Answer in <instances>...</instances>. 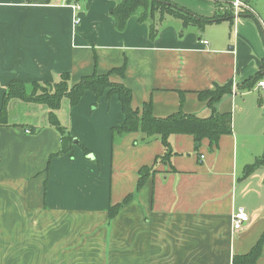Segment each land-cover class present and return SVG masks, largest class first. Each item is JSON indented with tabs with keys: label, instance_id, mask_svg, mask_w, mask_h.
<instances>
[{
	"label": "crops",
	"instance_id": "obj_1",
	"mask_svg": "<svg viewBox=\"0 0 264 264\" xmlns=\"http://www.w3.org/2000/svg\"><path fill=\"white\" fill-rule=\"evenodd\" d=\"M170 1L203 17L227 3ZM244 1L252 12L202 27L165 16L151 38L149 21L135 14L116 28L117 0H71L75 8L0 0V108L12 79L30 85L68 73L75 83L124 66L109 78L130 89L134 108L149 102L156 117L206 118L212 109L198 92L232 83L214 104L231 113V132L214 148L172 134L175 153L155 163L139 190L138 169L164 146L141 132L112 133L124 118L117 95L87 90L76 105L62 100L56 115L75 138L71 155L57 154L61 136L44 105L11 100L10 125H0V264H231L254 246L264 232V165L247 175L244 168L264 149V88L242 85L264 68V0ZM17 110L24 114L13 119ZM127 194L109 219V206ZM238 207L250 220L233 230ZM256 264H264V244Z\"/></svg>",
	"mask_w": 264,
	"mask_h": 264
},
{
	"label": "trees",
	"instance_id": "obj_2",
	"mask_svg": "<svg viewBox=\"0 0 264 264\" xmlns=\"http://www.w3.org/2000/svg\"><path fill=\"white\" fill-rule=\"evenodd\" d=\"M134 14L142 22L149 21V36L154 38L159 28V25L157 26V22L159 23L158 19H162L165 16L178 18L185 26L196 25L202 27L208 23L219 21L222 18L231 17L232 6L231 0H227L226 8L222 13L220 12L213 17L200 16L170 0H117L115 6L111 9V15L118 30H123L128 18ZM113 72L123 75L124 66L102 74L94 71L83 75L75 83L70 82V75L68 73H62L53 82H33L30 85H26L18 79H12L7 84L3 95L0 108V125H10L8 120V104L11 100L15 99L22 102L44 105L48 109L47 123L55 128L61 136V148L57 154L70 152L71 155V146L75 138L69 134L56 115V111L60 108L62 100L66 99L69 106H73L79 102L82 94L87 90L92 91L96 98H99L105 91L109 95L115 94L119 99L124 118L122 122L111 128L112 133L141 132L145 135L144 139L159 137L164 146V153L161 156H157L151 166L142 165L138 169L136 190H139L146 179L154 172V166L157 161H169L170 157L175 153L171 148L169 139L172 134L192 135L197 144H200L201 140L206 138L209 142V147L214 148L222 134L231 132V113L216 112L214 109V104L224 94L231 92V81L221 85L215 84L210 89L198 92L199 98L205 100L212 109L211 115L206 118L185 114L181 111H177L166 117H156L152 114L149 102L144 103L141 108H134L132 106L130 89L120 82L111 81L109 75ZM263 75L264 68H261L258 73L244 82L242 87L249 88L253 86L261 80ZM24 127H28V125L26 124ZM30 127L31 131L35 130L34 126ZM84 150L87 151L85 148ZM259 165H264V149L260 157L245 166L244 175L249 174ZM132 197L133 194H127L121 202L109 206V219L113 218L118 210ZM263 244L264 232L248 252L233 254L231 264H256Z\"/></svg>",
	"mask_w": 264,
	"mask_h": 264
},
{
	"label": "built area",
	"instance_id": "obj_3",
	"mask_svg": "<svg viewBox=\"0 0 264 264\" xmlns=\"http://www.w3.org/2000/svg\"><path fill=\"white\" fill-rule=\"evenodd\" d=\"M66 3H70L72 7H77L76 3L67 1V0H61ZM231 6H232V15L234 18H237L242 14L243 11H251L252 9L248 3H246L244 0H232L231 1ZM203 43H207L206 40H203ZM256 87H261L264 88V80H259L256 83ZM29 132V130H27ZM250 220V216L248 213L244 210L243 207H238L233 215H232V229L233 230H240L244 225H246Z\"/></svg>",
	"mask_w": 264,
	"mask_h": 264
},
{
	"label": "rangeland",
	"instance_id": "obj_4",
	"mask_svg": "<svg viewBox=\"0 0 264 264\" xmlns=\"http://www.w3.org/2000/svg\"><path fill=\"white\" fill-rule=\"evenodd\" d=\"M159 25V23L157 22V26ZM156 26V27H157ZM24 114V111H22V110H17V111H15V112H13V114H12V117H13V119H18V118H21L22 117V115ZM263 116V115H262ZM264 117V116H263Z\"/></svg>",
	"mask_w": 264,
	"mask_h": 264
},
{
	"label": "water",
	"instance_id": "obj_5",
	"mask_svg": "<svg viewBox=\"0 0 264 264\" xmlns=\"http://www.w3.org/2000/svg\"><path fill=\"white\" fill-rule=\"evenodd\" d=\"M74 142H75V140H74Z\"/></svg>",
	"mask_w": 264,
	"mask_h": 264
}]
</instances>
